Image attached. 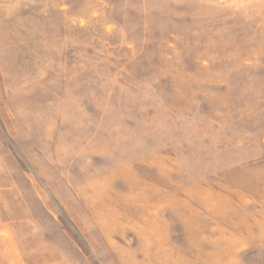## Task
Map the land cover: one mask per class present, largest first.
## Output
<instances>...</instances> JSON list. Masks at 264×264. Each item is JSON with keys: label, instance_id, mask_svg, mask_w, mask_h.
<instances>
[{"label": "rangeland", "instance_id": "obj_1", "mask_svg": "<svg viewBox=\"0 0 264 264\" xmlns=\"http://www.w3.org/2000/svg\"><path fill=\"white\" fill-rule=\"evenodd\" d=\"M263 224L264 0H0V264H264Z\"/></svg>", "mask_w": 264, "mask_h": 264}, {"label": "bare ground", "instance_id": "obj_2", "mask_svg": "<svg viewBox=\"0 0 264 264\" xmlns=\"http://www.w3.org/2000/svg\"><path fill=\"white\" fill-rule=\"evenodd\" d=\"M149 206H150L149 203H144L139 210V213L142 212V214H144L143 217H140L141 221H142V225L139 228L141 231H143V233L150 236V238L153 239L155 243H157L159 241L158 245L162 246L163 244H161L162 242L158 238V235L161 234L160 233L161 224L158 220L159 217L156 216L155 213L150 214V215L149 214L146 215V212H144V211H146V209H148ZM162 218H163V216H162ZM162 218H161V220H162ZM259 235L261 237H264V224L262 225L261 229L259 230ZM242 244H243V240L237 239V238L233 237V235H230L227 239L219 241V249L222 252L221 254L224 256V260H223L224 263H222V264H236V262H235V258L237 257L236 248L238 245H242ZM163 251L167 252V250H163Z\"/></svg>", "mask_w": 264, "mask_h": 264}]
</instances>
